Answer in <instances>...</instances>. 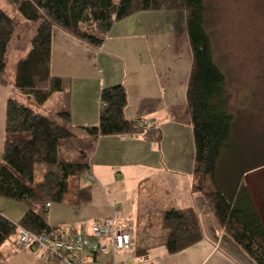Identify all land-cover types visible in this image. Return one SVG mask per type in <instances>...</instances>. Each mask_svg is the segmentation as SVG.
<instances>
[{
	"label": "trees",
	"instance_id": "1",
	"mask_svg": "<svg viewBox=\"0 0 264 264\" xmlns=\"http://www.w3.org/2000/svg\"><path fill=\"white\" fill-rule=\"evenodd\" d=\"M0 5V74L28 103L43 106L59 95L53 108L68 113L69 79L50 70L53 28L98 47L112 24L141 10H178L192 52L190 73L182 106L172 108L174 119L191 126L194 158L191 187L204 198L217 225L256 262L264 264V225L247 187L244 174L264 165V158L247 164L241 135L235 132L240 118L228 106L226 76L215 60L207 27L205 0H5ZM21 21L34 24L23 55L7 73L8 45ZM127 94L123 84L104 86L99 94L98 120L78 126L86 136L64 130L26 102L8 97L4 110V140L0 151V196L33 202H61L77 191L80 177L91 169L90 153L102 136L139 134L159 142L155 124L140 126L127 119L123 109ZM264 133V132H263ZM220 157L227 165L217 167ZM236 164V168L234 167ZM238 164V165H237ZM227 166V169L225 168ZM39 174L40 178L37 179ZM17 225L39 233L51 225L32 209L18 221L0 213V246ZM166 230L163 244L175 253L202 237L199 217L192 207H167L161 213ZM3 253L0 248V261Z\"/></svg>",
	"mask_w": 264,
	"mask_h": 264
},
{
	"label": "crops",
	"instance_id": "2",
	"mask_svg": "<svg viewBox=\"0 0 264 264\" xmlns=\"http://www.w3.org/2000/svg\"><path fill=\"white\" fill-rule=\"evenodd\" d=\"M186 45L189 57L184 60ZM191 62L184 14L141 10L115 21L98 47L53 28L50 70L69 79L68 113L52 111L58 94L43 106L30 104L6 80V73L0 74V151L8 97L26 102L49 122L85 137L78 126L97 122L101 88L123 84L127 94L124 116L145 119L161 131L159 142L147 141L141 133L99 137L90 153L91 169L81 175L77 191H69L61 202L49 201L48 206L47 201L22 200L20 217L32 209L51 226L84 231L94 220L110 216L131 223V249L88 253L82 264H256L217 225L203 196L191 187L192 129L172 114V108L185 101ZM263 174L264 165L246 172L244 179L264 225V186L259 191L252 180ZM126 202L129 210L122 207ZM167 207L195 209L201 239L167 253L166 231L161 226V213ZM0 213L15 222L20 218ZM19 249L14 253L19 256L17 264H57L43 260L34 248Z\"/></svg>",
	"mask_w": 264,
	"mask_h": 264
},
{
	"label": "rangeland",
	"instance_id": "3",
	"mask_svg": "<svg viewBox=\"0 0 264 264\" xmlns=\"http://www.w3.org/2000/svg\"><path fill=\"white\" fill-rule=\"evenodd\" d=\"M0 5L7 7L5 0H0ZM205 6L215 60L226 76L228 106L234 113L236 110L240 112L235 132H239L242 144L248 148L241 151L246 156L241 166L264 158V0H205ZM15 30L8 49L7 73L17 57L26 51L34 24L21 21ZM183 55L184 60L189 57L188 45L184 47ZM227 163L220 157L217 167ZM36 178H40L39 174ZM252 180L261 191L264 174L254 176ZM22 202L0 196V212L18 220ZM122 207L129 210L131 205L126 202ZM0 248L3 253L0 264L19 262V256L14 253L21 249L10 239L5 240ZM34 250L41 256L39 249Z\"/></svg>",
	"mask_w": 264,
	"mask_h": 264
},
{
	"label": "built area",
	"instance_id": "4",
	"mask_svg": "<svg viewBox=\"0 0 264 264\" xmlns=\"http://www.w3.org/2000/svg\"><path fill=\"white\" fill-rule=\"evenodd\" d=\"M140 126H149L145 119L139 120ZM49 205V201L45 202ZM18 247L37 248L43 260L57 264H82L88 253L129 250L131 244V223H121L110 216L102 220H94L88 231L83 228L71 230L53 225L39 233L32 232L17 225L11 236Z\"/></svg>",
	"mask_w": 264,
	"mask_h": 264
}]
</instances>
